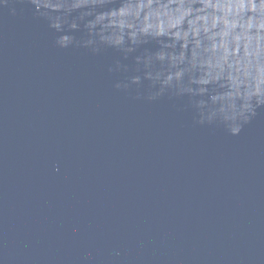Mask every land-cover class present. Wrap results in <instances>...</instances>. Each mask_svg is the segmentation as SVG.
<instances>
[{
    "label": "water",
    "instance_id": "95a60500",
    "mask_svg": "<svg viewBox=\"0 0 264 264\" xmlns=\"http://www.w3.org/2000/svg\"><path fill=\"white\" fill-rule=\"evenodd\" d=\"M34 14L0 2V264H264V110L195 126Z\"/></svg>",
    "mask_w": 264,
    "mask_h": 264
},
{
    "label": "clouds",
    "instance_id": "9594fccd",
    "mask_svg": "<svg viewBox=\"0 0 264 264\" xmlns=\"http://www.w3.org/2000/svg\"><path fill=\"white\" fill-rule=\"evenodd\" d=\"M2 2V0H0ZM60 50L117 54L136 100L182 101L195 126L237 136L264 110V0H21Z\"/></svg>",
    "mask_w": 264,
    "mask_h": 264
}]
</instances>
